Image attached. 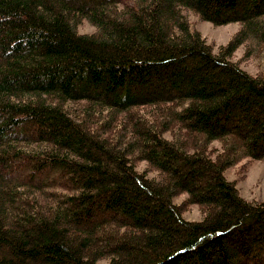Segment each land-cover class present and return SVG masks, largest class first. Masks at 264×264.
<instances>
[{
    "label": "trees",
    "instance_id": "obj_1",
    "mask_svg": "<svg viewBox=\"0 0 264 264\" xmlns=\"http://www.w3.org/2000/svg\"><path fill=\"white\" fill-rule=\"evenodd\" d=\"M191 12L240 27L215 51ZM241 45L264 64V0H0V264H264L225 174L264 163Z\"/></svg>",
    "mask_w": 264,
    "mask_h": 264
},
{
    "label": "rangeland",
    "instance_id": "obj_2",
    "mask_svg": "<svg viewBox=\"0 0 264 264\" xmlns=\"http://www.w3.org/2000/svg\"><path fill=\"white\" fill-rule=\"evenodd\" d=\"M192 26L198 29L202 35L207 39V42L213 46L215 51L219 47L226 44L231 36L239 29V22H231L223 25H215L210 21L202 20L192 12L189 15ZM81 32H93L96 30L95 26L88 21H84L80 26ZM245 46L241 45L234 52L232 59L237 60L240 65L249 73L262 74L264 76V64L260 61L262 59L257 57L244 58ZM169 136V133H167ZM214 147H219V143L215 141ZM247 163V164H246ZM147 168L145 161H140L137 164V169L142 171ZM149 176H156V171H149ZM225 174L228 179L235 180L237 187L242 196L247 199H264V163L261 160L249 161L244 159L236 165L229 167ZM187 197V193H182L173 198L174 202L180 203ZM185 218L189 220H200L203 216L197 204H190L185 211H183Z\"/></svg>",
    "mask_w": 264,
    "mask_h": 264
}]
</instances>
